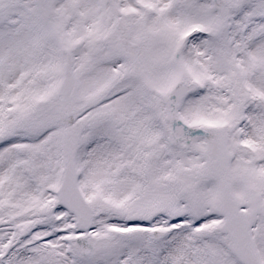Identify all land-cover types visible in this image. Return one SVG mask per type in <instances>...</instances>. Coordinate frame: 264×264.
I'll list each match as a JSON object with an SVG mask.
<instances>
[{"label": "snow or ice", "instance_id": "snow-or-ice-1", "mask_svg": "<svg viewBox=\"0 0 264 264\" xmlns=\"http://www.w3.org/2000/svg\"><path fill=\"white\" fill-rule=\"evenodd\" d=\"M0 264H264V0H0Z\"/></svg>", "mask_w": 264, "mask_h": 264}]
</instances>
